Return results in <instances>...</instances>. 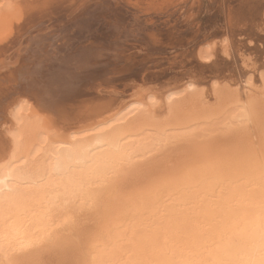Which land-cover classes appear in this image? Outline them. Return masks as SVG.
Instances as JSON below:
<instances>
[{
  "label": "rangeland",
  "instance_id": "obj_1",
  "mask_svg": "<svg viewBox=\"0 0 264 264\" xmlns=\"http://www.w3.org/2000/svg\"><path fill=\"white\" fill-rule=\"evenodd\" d=\"M260 35L264 0H0V162L23 189L0 199V264L222 263L228 225H264ZM224 87L250 89L249 121ZM101 150L111 162L91 182L84 156ZM58 155L72 159L59 187Z\"/></svg>",
  "mask_w": 264,
  "mask_h": 264
},
{
  "label": "bare ground",
  "instance_id": "obj_2",
  "mask_svg": "<svg viewBox=\"0 0 264 264\" xmlns=\"http://www.w3.org/2000/svg\"><path fill=\"white\" fill-rule=\"evenodd\" d=\"M245 30V29H244ZM256 33V32H255ZM254 33V34H255ZM249 35V34H248ZM249 37V36H248ZM258 41V43L256 44V42ZM257 41L255 42V43H253L254 45V48H256V50L258 51L257 53L259 54H262V53H264V35H260L259 37H257ZM247 45H249V44H247ZM252 47V46H251ZM253 48V47H252ZM259 54V55H260ZM264 57V56H263ZM211 60V59H210ZM262 63V62H261ZM263 63H264V61H263ZM262 63V64H263ZM204 64V63H203ZM259 66V65H258ZM263 66V65H262ZM240 70H241V68H240ZM254 73V72H253ZM244 74H246V73H244ZM255 74V73H254ZM241 76V74L238 76V77H240ZM252 76L253 77H255L253 74H252ZM241 78V77H240ZM260 78L262 79V80H264V76L262 75V74H260ZM243 82H245L244 84H243ZM37 83V82H36ZM241 83H242V85H245L246 87H250V89L252 90V92L254 91V92H257L258 91V89H257V87L255 88V87H252V84H253V82L251 83L250 81H248V80H245L244 79V81L243 80H241L240 79V83H239V85H238V89L237 90H235V91H238V90H240L241 88H240V86H241ZM228 85L229 84H227V87H228ZM226 87V88H227ZM230 87V86H229ZM252 87V88H251ZM264 87V85L262 84V86H260V88H263ZM205 88V87H204ZM225 88V87H224ZM226 88H225V90H226ZM235 88V87H234ZM236 89V88H235ZM248 89V88H247ZM250 89H249V92H250ZM205 90V89H204ZM221 90V89H220ZM220 90H218V91H220ZM228 90V89H227ZM226 90V92H228L229 93V91H227ZM229 90H230V88H229ZM241 90H243V88L241 89ZM262 90V89H261ZM31 91V90H30ZM223 91V90H222ZM232 91H234V90H232ZM232 91H230V92H232ZM37 92H38V90H37ZM224 92V91H223ZM222 92V93H223ZM225 92V93H226ZM240 92V91H239ZM238 92V93H239ZM247 92H248V90H247ZM246 91H245V93H243L242 91L239 93V94H236L235 96L234 95H230L231 93H227L228 95V97L225 95V94H223V95H225V97H226V99L227 100H229V102H231V104L235 107V109H236V118H237V115H238V117L239 118H242V119H244V120H247V121H249V118H251L250 117V114H251V111L253 110V109H251V104L253 103V100L254 99H252V103L250 102V101H244L246 98H248V96L250 97V93H249V95H248V93H247ZM253 92V93H254ZM261 92H263V91H261ZM204 93V92H203ZM221 93V94H222ZM237 93V92H236ZM258 93H260V91L258 92ZM214 94V93H213ZM220 94V95H221ZM233 94V93H232ZM257 94V93H256ZM261 95H263L262 93H260ZM215 96V95H214ZM231 96V97H230ZM252 96V95H251ZM198 97H199V95H198ZM207 97V96H206ZM263 97H264V95H263ZM188 98V97H187ZM195 98V97H194ZM205 98V97H204ZM215 98H216V96H215ZM253 98V97H252ZM190 99V98H189ZM189 99H186V100H189ZM196 99L197 98H195V101H196ZM199 100H200V98H198ZM202 99V98H201ZM206 99V98H205ZM219 99H220V97H219ZM218 99V100H219ZM249 99V98H248ZM262 99V98H261ZM183 100H185V99H183ZM191 100V99H190ZM193 100V99H192ZM192 100H191V102H192ZM217 100V99H216ZM223 100V102L225 101L224 99H222ZM226 100V101H227ZM22 101V100H21ZM262 101V100H261ZM23 102V101H22ZM187 102V101H186ZM190 101L188 102V104L189 103H191ZM214 102V101H213ZM264 102V101H263ZM226 103V102H225ZM250 103V104H249ZM256 103H257V101H256ZM15 105H12V106H14V108H12V107H10L11 109H9V111L10 112H8V115L10 114V120H11V118H12V120H13V122H16V124H17V121H19L18 120V117L20 118V112H21V110L23 109V108H25V106H23V108H22V106H20V104L21 103H14ZM24 104V103H23ZM183 104V103H182ZM220 104V103H219ZM218 104V105H219ZM222 104V103H221ZM220 104V105H221ZM255 104V103H254ZM261 104V103H260ZM204 105V104H203ZM219 105V106H220ZM223 105H224V103H223ZM223 105L221 106V107H223ZM228 105V104H227ZM257 105V104H256ZM181 106V105H180ZM189 106V105H188ZM191 106V105H190ZM196 106H198L197 104H196ZM195 106V107H196ZM200 106V105H199ZM205 106V105H204ZM206 106H208V105H206ZM206 106L204 107L205 109H206ZM225 106H226V104H225ZM224 106V107H225ZM228 106H230V105H228ZM233 106H231L232 108H233ZM260 106V105H259ZM194 107V108H195ZM210 107V106H209ZM209 107H208V110H210V109H212V106H211V108L209 109ZM221 107H218L219 109L221 108ZM172 108H173V106H172ZM191 108H192V106H191ZM213 108H216V107H213ZM217 108V109H218ZM228 108V107H227ZM226 108V109H227ZM253 108H254V105H253ZM176 110L177 109H179V107L177 108H175ZM201 109H202V106H201ZM218 109V110H219ZM24 110V109H23ZM173 111H174V109H172ZM196 110V109H195ZM224 110V109H223ZM182 111V110H181ZM188 111V110H187ZM203 111V110H202ZM215 111H217V110H215ZM221 111V110H220ZM254 111V110H253ZM176 112V111H175ZM207 112V111H206ZM211 112V111H210ZM209 112V113H210ZM183 113V112H182ZM187 113V112H186ZM197 113V112H196ZM215 113H217V112H215ZM219 114H220V112H218ZM223 113V112H222ZM235 113V112H234ZM49 114V113H48ZM47 114V115H48ZM170 114V113H169ZM183 114H185V112L183 113ZM190 115V112H188L187 113V115ZM202 114V113H201ZM204 114L205 115H203V116H205L206 117V114L207 113H205L204 112ZM171 116H172V113L170 114ZM169 115V116H170ZM180 115H182L181 113H180ZM199 115V114H198ZM209 116H210V114H208ZM215 115V114H214ZM224 115V114H223ZM252 115V114H251ZM178 116H179V114H178ZM191 116V115H190ZM194 116V115H193ZM200 116V115H199ZM228 116H230V115H228ZM232 116V115H231ZM234 116V115H233ZM168 117V116H167ZM174 117V116H173ZM175 117H177L176 116V113H175ZM195 117V116H194ZM202 117V116H201ZM189 118V117H188ZM188 118H186V119H188ZM203 118V117H202ZM146 119V118H145ZM173 119V118H172ZM191 119V118H190ZM210 119V118H209ZM215 119V118H214ZM235 119V118H234ZM179 120V119H178ZM180 120H181V118H180ZM183 120H185V119H183ZM193 120V119H192ZM200 120V119H199ZM208 120V119H207ZM189 121V120H188ZM187 121V122H188ZM201 121H202V119H201ZM162 122V121H161ZM160 123V122H159ZM170 123V122H169ZM181 123H182V121H181ZM183 123H185L186 124V122H184L183 121ZM183 123H182V126H183ZM191 123H193L192 121H191ZM132 124H133V122H132ZM179 124V123H178ZM195 124V123H194ZM15 125V124H14ZM156 125V124H155ZM174 125V124H173ZM179 125H181V124H179ZM219 125V124H218ZM16 126V125H15ZM154 126V125H153ZM186 126V125H185ZM184 126V127H185ZM187 126H188V124H187ZM186 126V127H187ZM231 126V125H230ZM249 126V125H248ZM251 126V125H250ZM117 127V126H116ZM157 127V126H156ZM174 127V126H173ZM220 127V126H219ZM188 128V127H187ZM230 129V128H229ZM233 129V128H232ZM247 129V128H246ZM124 130V129H123ZM153 130H155V129H153ZM7 130H4V132H6ZM197 131V130H196ZM232 132H234V131H232ZM132 133V132H131ZM7 134H8V138H9V142H10V149H13V147L15 146V139H16V133H14V132H12V131H10L9 133H8V131H7ZM230 134V133H229ZM229 134H228V136H229ZM230 135H232V134H230ZM234 135V134H233ZM262 136V135H261ZM225 138L227 137V134H226V136H224ZM233 137V136H232ZM181 138V137H180ZM119 139H120V137H119ZM229 139V138H228ZM109 140V139H108ZM96 141H98V140H96ZM100 141V140H99ZM102 141V140H101ZM113 141V140H112ZM120 141V140H119ZM261 141V140H260ZM103 142H105V141H103ZM141 142V141H140ZM231 142V141H230ZM235 142V141H234ZM95 143V142H94ZM97 143V142H96ZM109 143V142H108ZM113 143H114V141H113ZM137 143V142H136ZM185 143V142H184ZM237 143V142H236ZM99 144V143H98ZM112 144V143H111ZM110 144V145H111ZM116 144V143H115ZM121 144H122V142H121ZM125 144V143H124ZM95 145V144H94ZM100 145V144H99ZM105 145V144H104ZM104 145H103V147H104ZM107 145V144H106ZM116 145H118V144H116ZM225 145V144H224ZM241 145V144H240ZM93 146V145H92ZM124 146V145H123ZM126 146V145H125ZM218 146V145H217ZM217 146H214V147H217ZM238 146H239V144H238ZM262 146V145H261ZM107 147V146H106ZM111 147V146H110ZM121 147H122V145H121ZM134 147V146H133ZM211 147V146H210ZM232 147V146H231ZM92 148V147H91ZM102 148V147H101ZM113 148V147H112ZM111 148V149H112ZM127 148V147H126ZM208 148V147H207ZM90 149V148H89ZM89 149H87V150H89ZM107 149V148H106ZM212 149H214V148H212ZM212 149H209V150H212ZM257 149V148H256ZM83 150V149H82ZM85 150V149H84ZM83 150V151H84ZM86 150V151H87ZM93 150V149H92ZM108 150H110V148L108 149ZM128 150V149H127ZM171 150V149H170ZM75 151V150H74ZM96 151V150H95ZM111 151V150H110ZM114 151V150H113ZM117 151H118V149H117ZM126 151V150H125ZM257 151V150H256ZM67 152V151H66ZM91 152V151H90ZM101 152V154H99V155H101V156H99L98 154H96V152H91L90 154L89 153H85L86 154V156H84L86 159H84V160H86L87 161V164H88V162H89V166H85L86 168H87V174H88V176H89V181H91L92 182V180H93V178H95L94 176L95 175H97V174H102L101 172H102V167L104 168V171H106V167L108 168L109 167V162L107 163V161L106 160H108V161H110L111 162V160H109V158H110V155L108 156V155H105V154H103L102 152V150L100 151ZM73 153V152H72ZM75 153H76V151H75ZM79 153V152H78ZM84 153V152H83ZM105 153V152H104ZM110 153H112V152H110ZM114 153V152H113ZM118 153H119V151H118ZM125 153V152H124ZM210 153V152H209ZM243 153V152H242ZM226 154V153H225ZM224 154V155H225ZM12 155H13V150H12V152L10 151V154H9V156L10 157H12ZM70 155H71V153H70ZM116 155V154H115ZM125 155V154H124ZM228 155V154H227ZM231 155V154H230ZM243 155V154H242ZM109 158H108V157ZM187 156V155H186ZM212 156H214L213 155V153H212ZM229 156V155H228ZM120 157V156H119ZM122 157V156H121ZM227 157V156H226ZM81 158V157H80ZM82 158H83V156H82ZM113 158H114V155H113ZM207 158V157H206ZM216 158V157H215ZM235 158V157H234ZM245 158V157H244ZM74 159H76V158H74ZM134 159V158H133ZM219 159H221V158H219ZM222 159H224V158H222ZM228 159V158H227ZM10 160V159H9ZM114 160V159H113ZM117 160H118V158H117ZM5 161V160H4ZM4 161H1L0 163V199H2L3 201L4 200H12V197L16 194V193H20V191L21 190H23V189H21V190H19L18 191V185H16L15 187H12L11 185V182H12V179H15V173H14V171L12 170V169H10V168H8V166L4 163V164H2ZM71 161H72V159H69V157L68 156H61V155H58V156H55V161L53 162V166H52V169L54 170V172L55 173H58L59 174V178H58V180H57V182L55 183V185L57 184V186L59 187V186H62L63 184H64V181H63V183H61V181H62V179L60 178L61 177V175L62 174H67L68 173V170H69V167H70V163H71ZM75 161V160H74ZM80 161V160H79ZM85 161V162H86ZM115 161V160H114ZM204 161V160H203ZM211 161V160H210ZM214 161V160H213ZM245 160H243V162H244ZM6 162V161H5ZM85 162H84V164H85ZM113 162V161H112ZM116 162V161H115ZM160 162V161H159ZM195 162H196V159H195ZM199 162V161H198ZM215 162V161H214ZM213 162V163H214ZM220 162V161H219ZM219 162H217V164L219 163ZM231 162V161H230ZM236 162V161H235ZM239 162V161H238ZM249 162V161H248ZM252 162V161H251ZM76 162H74V164H75ZM177 163V162H176ZM201 163V162H200ZM221 163H224V161L223 162H221ZM141 164V163H140ZM234 164V163H233ZM241 164V163H240ZM114 165V164H113ZM192 165V164H191ZM209 165V164H208ZM223 165H225V164H223ZM261 165V164H260ZM259 165V166H260ZM116 166V165H115ZM238 166V165H237ZM252 166H254L253 164H252ZM163 167V166H162ZM194 167V166H193ZM219 167V166H218ZM222 167V166H221ZM224 167V166H223ZM223 167H222V169H223ZM225 167H226V165H225ZM239 168H242V169H245V168H247V167H245V166H238ZM85 168V169H86ZM204 168H207V166H205V164H204ZM220 168V167H219ZM218 168V169H219ZM227 168V167H226ZM229 168V167H228ZM210 169V168H209ZM214 169H215V167H214ZM231 169V168H230ZM237 169V168H236ZM254 169V168H253ZM221 170V169H220ZM234 170V169H233ZM249 170V169H248ZM108 171V170H107ZM114 171V170H113ZM113 171H112V173H113ZM223 171V170H222ZM235 171H238V170H235ZM259 171V170H258ZM211 172V171H210ZM221 172V171H220ZM230 172H232V171H230L229 170V173ZM249 172V171H248ZM251 172V171H250ZM53 173V172H52ZM106 173V172H105ZM204 173V172H203ZM228 173V174H229ZM72 174V173H71ZM104 174V173H103ZM103 174H102V176H103ZM107 174V173H106ZM105 174V175H106ZM170 174V173H169ZM172 174V173H171ZM170 174V175H171ZM181 174V173H180ZM212 174V173H211ZM222 174V173H221ZM224 174V173H223ZM249 174V173H248ZM262 174V173H261ZM205 175V174H204ZM213 175V174H212ZM230 175V174H229ZM244 175V174H243ZM100 177H101V175H100ZM229 177V176H228ZM87 178V177H86ZM97 178V177H96ZM226 179V178H225ZM84 180V179H83ZM96 180V179H95ZM94 180V181H95ZM99 180H100V178H99ZM124 180V179H123ZM93 181V182H94ZM228 181V180H227ZM262 181V180H261ZM96 182V181H95ZM94 182V183H95ZM17 182H15V184H16ZM130 183V182H129ZM56 188V187H55ZM44 189V188H43ZM47 189H49V188H47ZM48 191H51V192H49V194H48V198L46 199V202H47V204L48 205H50L49 203H52V202H54V200L56 199V197H57V195H56V193H58L57 191H56V193L55 192H53V190H48ZM33 192V191H32ZM41 192V191H40ZM42 192H44V191H42ZM46 192V191H45ZM38 194H40V193H38ZM38 194H35V195H38ZM42 195V196H41ZM38 198V200L40 201V203H41V200H42V198H44V197H46V196H44L43 195V193L41 194ZM40 197H42L41 198V200H40ZM15 198V197H14ZM15 200V199H14ZM43 200H45V199H43ZM14 202H16V201H14ZM38 203V202H37ZM1 204V203H0ZM7 204V203H6ZM46 204V205H47ZM27 206V205H26ZM34 206V205H33ZM14 208V207H13ZM28 208V207H27ZM27 208H25V209H27ZM43 208H45L44 207V204H43ZM48 208V207H47ZM32 209V208H31ZM224 209H226V208H224ZM223 209V210H224ZM41 210V209H40ZM30 212V211H29ZM42 212V211H41ZM229 212V211H228ZM8 213V212H7ZM214 213V212H213ZM30 214V213H29ZM225 214V213H224ZM25 215V214H24ZM44 215V214H43ZM213 217H214V215L215 214H211ZM227 217H228V215H230V212L229 213H226L225 214ZM231 215H232V212H231ZM246 215H247V217H248V220H246L244 223H243V225H244V231H239L238 230V228L236 227V224L237 223H231L230 225H228L227 226V229H228V231L230 232V236H228V240L226 241V242H218L217 243V247L215 248V250H217L216 251V254H217V256L218 257H220V258H222L221 260H223L222 261V263H220V261L219 260H213L214 262H211L210 264H264V225H256V222H257V220H256V216L254 215V213L252 214L251 212H246ZM222 216H224V215H222ZM28 217V216H27ZM43 217V216H42ZM193 217H194V215H193ZM209 217V216H208ZM212 217V218H213ZM216 217V216H215ZM220 217V216H219ZM227 217H223V218H227ZM195 218H196V216H195ZM41 219V218H40ZM42 220V219H41ZM40 220V221H41ZM196 220H197V218H196ZM38 221V220H37ZM228 221V220H227ZM231 221V220H230ZM230 221H228V222H230ZM9 222V221H8ZM35 222V221H34ZM39 223V222H38ZM195 224V223H194ZM222 224V223H221ZM25 227V226H24ZM32 227V226H31ZM8 228L9 227H7L6 229L8 230ZM37 228V227H36ZM5 230V229H4ZM37 230V229H36ZM17 231V230H16ZM8 233V231H6V232H3V233H1V235L2 236H5V237H7L5 234H7ZM8 236L9 237H11V236H13L12 234H8ZM17 236H18V234H17ZM20 236H22V233L20 234ZM199 236V235H198ZM14 237V236H13ZM33 237V236H32ZM198 238H201V236L200 237H198ZM20 239H23V237L22 238H20ZM3 240V239H2ZM0 241L1 243L2 242H4V241ZM26 240H28V239H26ZM33 240V239H32ZM24 241V240H23ZM34 241H35V239H34ZM231 241H234V243H232V244H226L227 242H231ZM5 242H7V241H5ZM4 242V243H5ZM14 244H16L15 245V247L14 246H12V247H14L15 249H16V247H21L22 245V247H24V244L22 243V242H16V240H14V241H12ZM25 242V241H24ZM26 243H28V242H26ZM29 243H30V241H29ZM32 243V242H31ZM187 243V242H186ZM2 245V244H1ZM10 245V243L8 244V246ZM8 246H7V248H8ZM26 246H27V244H26ZM33 246V245H32ZM21 247V248H22ZM9 249H10V247H9ZM163 250V249H162ZM161 250V251H162ZM19 252V251H18ZM165 252V251H164ZM237 253H240V255H241V257L243 258V262L242 263H240V262H236L238 259L236 258V255L235 254H237ZM167 255V254H166ZM165 255V256H166ZM164 256V253L163 252H161V253H158V254H156L155 256H153V255H151V257H153L152 259L157 263V264H169V263H173L172 262V260H170V258H166ZM168 256V255H167ZM166 260H168V261H166ZM184 264H188V263H186V262H183ZM190 263H192L191 262V260H190ZM181 264H182V262H181ZM193 264V263H192Z\"/></svg>",
  "mask_w": 264,
  "mask_h": 264
}]
</instances>
